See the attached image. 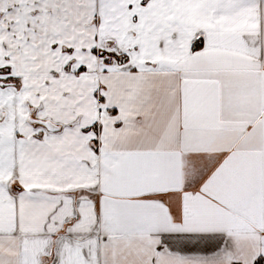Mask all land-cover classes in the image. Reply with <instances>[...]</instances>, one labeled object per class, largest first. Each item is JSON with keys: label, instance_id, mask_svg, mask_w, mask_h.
Masks as SVG:
<instances>
[{"label": "snow or ice", "instance_id": "1", "mask_svg": "<svg viewBox=\"0 0 264 264\" xmlns=\"http://www.w3.org/2000/svg\"><path fill=\"white\" fill-rule=\"evenodd\" d=\"M0 264H264V0H0Z\"/></svg>", "mask_w": 264, "mask_h": 264}]
</instances>
